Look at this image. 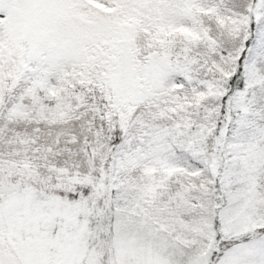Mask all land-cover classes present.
I'll return each mask as SVG.
<instances>
[{"label": "snow or ice", "instance_id": "snow-or-ice-1", "mask_svg": "<svg viewBox=\"0 0 264 264\" xmlns=\"http://www.w3.org/2000/svg\"><path fill=\"white\" fill-rule=\"evenodd\" d=\"M0 264H264V0H0Z\"/></svg>", "mask_w": 264, "mask_h": 264}]
</instances>
